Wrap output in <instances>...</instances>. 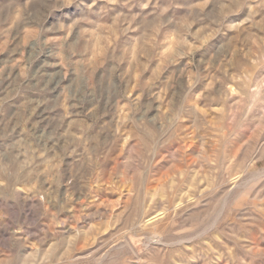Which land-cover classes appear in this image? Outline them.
Returning a JSON list of instances; mask_svg holds the SVG:
<instances>
[{"label": "rangeland", "instance_id": "374dc122", "mask_svg": "<svg viewBox=\"0 0 264 264\" xmlns=\"http://www.w3.org/2000/svg\"><path fill=\"white\" fill-rule=\"evenodd\" d=\"M0 264H264V0H0Z\"/></svg>", "mask_w": 264, "mask_h": 264}]
</instances>
